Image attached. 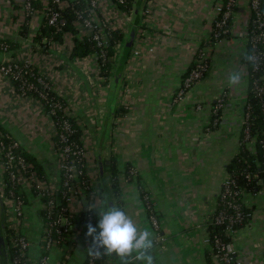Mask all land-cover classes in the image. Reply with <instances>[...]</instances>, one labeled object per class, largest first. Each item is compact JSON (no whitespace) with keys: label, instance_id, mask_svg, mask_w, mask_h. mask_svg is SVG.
Here are the masks:
<instances>
[{"label":"crops","instance_id":"0c3cea01","mask_svg":"<svg viewBox=\"0 0 264 264\" xmlns=\"http://www.w3.org/2000/svg\"><path fill=\"white\" fill-rule=\"evenodd\" d=\"M216 1L151 0L145 34L134 41L123 70L124 92L119 94L118 102L128 111L114 122L115 128L104 143L99 128L107 113V88H100L92 67L77 68L62 50L47 51L50 64L46 65V72L53 81V90L64 97L74 81L83 89L82 95L76 94L67 103L85 132L87 168L94 171L95 159L115 157L121 164L130 163L141 177L140 188L145 192L142 198L136 183L120 175V199L123 210L138 229L151 234L154 264H207L204 255L207 248L203 245L207 236L205 225L217 207L226 167L239 149L249 88L248 65L243 63L248 43L249 0H237L231 37L207 48L210 64L205 77L181 99L175 98L182 74L192 63L198 46L208 39ZM22 2L0 0V37L25 47L13 57L0 54V60L31 58L28 41L17 36L25 16ZM32 21L31 30L39 25L40 17ZM34 62L44 69L45 64ZM233 72L242 74L241 82L234 87L228 83ZM224 93L227 102L218 126L206 130L212 103ZM76 97L79 99L75 100ZM32 119L35 123H31ZM0 125L44 165L50 181L58 177L57 160L51 151L54 133L51 120L37 102L20 98L2 75ZM248 148L253 151V143ZM2 176L0 160V194ZM23 190L27 204L22 206L20 233L30 243L29 258L36 260L42 252L41 207L28 186H23ZM145 198L158 216L165 237L163 243L148 222ZM244 201L253 207L252 218L246 227L235 232L232 247L242 264H264V196H246ZM85 204L81 199L72 205L71 211L77 214ZM68 239V245L50 251L52 264L62 260L65 264L85 263L89 239L76 228ZM111 263L121 264L120 258L112 255Z\"/></svg>","mask_w":264,"mask_h":264},{"label":"built area","instance_id":"2783aa9c","mask_svg":"<svg viewBox=\"0 0 264 264\" xmlns=\"http://www.w3.org/2000/svg\"><path fill=\"white\" fill-rule=\"evenodd\" d=\"M34 0H23L22 10L26 16H32L33 18L39 17L41 14L47 19V24L56 29L57 32L61 31L65 25V19L62 12L66 9H71L75 17V29L77 30L76 36L79 38H85L92 41L98 51L88 55L82 59L70 58L71 47L73 45V35H66L65 41L62 44L53 43L47 47V50H43L41 45L28 41L29 53H36L41 55H49L47 51L54 50L57 53L62 50L64 56L70 60L71 64L75 67H92L95 78L100 82V88H108V82L112 78L111 75L107 77H97L99 72V65H97L99 58H103L106 55L105 47L110 41V32L114 28L126 29L130 22V16L126 13H122L118 10L119 5H123L125 0H109L106 3H102L101 0H40V8L33 7ZM83 1L86 2L85 7H75L74 2ZM77 4V3H76ZM146 10L144 12V29H140L137 34L138 39H142L145 30L147 17L150 15L151 0L146 2ZM237 6V0H227L223 4L222 0H217L213 8V21L214 28L216 30H210L208 38L213 32L214 38H218L222 34L231 32L232 27V15ZM218 16H221L219 20H216ZM122 20H121V19ZM216 20V21H215ZM231 20V26L228 27V21ZM251 27L247 32L249 37V43L252 47L251 61L253 63V71L260 74L258 80H264V17L261 14V0H249V17ZM127 23V24H126ZM35 34V28L30 31V35ZM75 36V35H74ZM224 39H218L217 43H220ZM216 43V44H217ZM25 49L22 46L17 54L23 52ZM114 51L120 49L119 44L113 46ZM1 54H7L6 49L3 48ZM42 57V56H40ZM207 51L195 61V66L191 70L190 74L181 83V86L175 96L177 100L184 96L186 90L191 88L195 83L200 82L205 74L208 72L209 65L206 63ZM47 64H50L47 63ZM44 69L41 65L31 60V58L17 60V59H2L0 60V75H2L13 88L14 92L19 95L20 98L27 101H34L41 107L42 113L51 120L54 131L57 129V138L60 145L59 150L52 148V154L57 160L58 174L62 175V185L67 188V195L63 197L62 204L60 199L53 196L55 190V184L59 181V177L50 181V188H45L41 184H34L33 177H24L26 173V163L23 158L16 154L15 150L21 145L12 140L9 144L0 142V160L3 167V172H7L9 176L10 186H28L29 189L34 188L37 191L36 199L39 201L40 209L44 210L43 218V230L41 249L42 252L36 260H31L28 256V250L30 243L24 235L20 233V221L22 218V202L19 198L9 200V218L8 221L13 224V232L10 235V243L8 253L7 251V264H26L29 261L31 264H52L50 262L49 253L54 249H59L63 246L65 240L73 234V230H84L88 224L93 223L94 213L97 209L88 206L86 209V215L84 222L72 225V219H74L75 212L71 211L72 205L75 202H80V191L72 185V181L77 179L82 174V168H86V151L84 149L83 139L84 137L73 138L75 135V129L70 121V117L73 115L70 112V105L67 103V99L70 101L76 94L82 95L83 89L79 88L77 82H73L69 88V93L66 96H61L53 90V81L48 77L46 72V65ZM37 68V71L34 70ZM72 74V73H71ZM74 74H72L73 76ZM81 89V92H80ZM252 90L260 97L264 93V87H260L257 81L253 83ZM124 89L121 91V94ZM51 93L55 94V97L51 96ZM80 93V94H79ZM61 97L66 104L62 103L58 98ZM76 97L75 100H78ZM227 102V93H224L219 99L214 102L213 109L211 108V114H215L217 111H221ZM72 105H74L72 103ZM264 107V106H263ZM126 108V106H125ZM200 109V108H199ZM250 115L249 112L243 114L241 127H243L244 141H250L254 144V138L250 135ZM209 130V126L205 127ZM210 131V130H209ZM249 143V144H250ZM264 146V141L261 142ZM239 142V146H240ZM52 147V146H51ZM87 173L92 171L87 168ZM252 175L248 173L247 179H250ZM256 179V184L260 186V190L257 192H246L243 188H238L229 176L226 175L223 180L218 195V204L222 206L217 215L213 218L215 225H223V234L230 238L231 243H224L218 237L214 236L212 239L206 236L203 240V245L209 250L210 264H242V262L236 257L234 249L232 247V240L235 232L243 227H246L252 218V205H249L244 201V198L252 197L256 198L258 195L264 196V183L259 178L258 174L252 176ZM28 178V180H27ZM34 184V186H33ZM6 187V185H5ZM3 189V187H2ZM96 193V191H95ZM2 202H6L8 199L0 194ZM47 197L46 202H42L41 198ZM146 201H148L145 198ZM241 202V203H240ZM148 203H150L148 201ZM146 211L149 210L148 222L151 228L156 232L157 238L160 243L165 242V237L161 233L159 219L153 214V206L146 205ZM152 207V209L150 208ZM86 208V207H85ZM243 209L251 210V212L243 211ZM155 213V212H154ZM211 220H208L210 222ZM91 242V237H87ZM152 251V249H151ZM112 256H106L102 260V255L99 258L89 256L87 264H112ZM135 259L130 258V262ZM57 264H65L64 261Z\"/></svg>","mask_w":264,"mask_h":264},{"label":"trees","instance_id":"16d2710c","mask_svg":"<svg viewBox=\"0 0 264 264\" xmlns=\"http://www.w3.org/2000/svg\"><path fill=\"white\" fill-rule=\"evenodd\" d=\"M227 0H222L223 4L226 3ZM146 2L147 0H125L123 5L118 6V10L122 13H126L130 16V22L126 29H120L118 27L114 28L110 32V41L108 42L107 46L105 47L106 55L103 58H99L97 65H99V72L97 77H107L109 75L112 78L108 82L107 88V113L103 119V122L99 128V137L102 139L101 143L106 142L109 140L111 135V130L115 128L114 122L123 118L128 109L124 106L120 105L118 102V97L120 92L123 89V70L126 64V61L130 55L131 47L137 38V34L139 33L140 29H144V12L146 10ZM77 3V4H76ZM76 7H85L84 5L86 2L83 1H76L73 3ZM34 8H40V0L33 1ZM261 14L264 17V0H261ZM63 18L65 19V25L61 31L57 32L56 29L52 26L47 24V19L44 15H40V22L39 25L35 28V34L32 36L30 35L31 25H32V16H24L21 24L18 26L17 36L19 39H23L26 41H31L33 43H38L41 45L43 50H47V47L50 44L57 43L62 44L65 41L66 35H73L72 40V47L70 58L75 59H82L87 57L88 55L98 51L95 47V44L85 38H79L76 36L77 30L75 29V17L72 13L71 9H66L62 12ZM221 16H218L216 20H219ZM215 20V21H216ZM231 26V20L228 21V27ZM251 23L248 22L247 32L250 30ZM211 29L216 30L214 28V23L211 24ZM75 35V36H74ZM231 35L229 33L222 34L217 39L214 38L213 32L210 37L203 41L199 46L195 53L194 59L192 63L188 66L187 70L181 76V83L184 79L190 74L191 70L195 66V61L199 58L204 51H207V48L213 47L218 39H229ZM247 52L246 54L251 57L252 55V47L249 43V37H247ZM115 44H119L120 49L118 51H114L113 46ZM22 47L20 42L12 41L10 39H3L0 37V54L4 49H6V53L13 57L19 49ZM128 47V53L126 56H123V50ZM245 57V55H244ZM243 57V63L248 65V75H249V88L247 92L246 103L243 108V114L245 112H249L250 115V135L251 138H254L253 144V151H250L248 148V144L250 141H244V133L243 127H241V133L239 137L240 146L238 149L237 154L231 159L226 167V175L229 176L232 180H234L236 186L238 188H243L246 192H257L260 190V186L256 184V179L252 176L254 174H258L259 178L264 183V146H262V141H264V93L262 96L258 97L254 91L252 90L253 83L255 81L258 82L260 87H264V80L259 81L258 78L260 74L255 73L253 71V63L251 59L246 60ZM125 60L124 66H122V70L118 73L119 70V62L121 59ZM206 63L210 64L209 57L205 60ZM34 70L37 71V68L34 67ZM206 75V74H205ZM205 77V76H204ZM199 83V82H198ZM197 83H195L191 88L185 91L186 94L189 90L195 87ZM52 97H55L54 93H51ZM58 98L62 103L66 104L65 101L60 97ZM214 102L212 103L211 108L213 109ZM221 111L215 112L210 117L209 122V130H215L217 128L218 123L220 121ZM70 121L75 129V135L73 138L84 137L85 132L83 131V126L77 122L76 116L70 117ZM12 140H14L0 125V142L2 141L4 144H9ZM51 146L55 150H59V143L57 138V129L51 138ZM16 154L21 156L26 163V173L22 176L29 177L32 176L34 184H41L45 188H50V179L47 177L45 172V167L42 165L37 159L32 156L23 146H20L15 150ZM96 165L94 167V171L92 173H87V162L86 168H82V174L78 176L77 179L72 181V185H74L78 192L80 191L79 201L83 199L85 201V207L79 211L78 215H74V219H72V225L80 224L84 222V218L86 215V209L88 206L95 207L97 210L94 213L93 219V226H96L99 221V212L106 210V207L109 205L114 204L115 206L121 208L123 210V204L120 199L121 193V183H120V175L123 174L126 181L128 182H135L136 186L140 189L141 198L144 196L145 192L140 188V181L141 177L139 176L138 172H136L135 168L131 166L130 163H123L121 164L118 159L115 157H111L109 159H95L94 162ZM250 173L252 176L250 179L246 178V175ZM59 181L55 184V190L53 196L57 199H60L62 204L65 202L63 201V197L67 195V188L64 187L61 183L63 181L62 175L58 174ZM28 180V178H27ZM33 184V186H34ZM6 185V187H5ZM2 195L6 197L8 200L4 202V209H5V220H4V240L6 246L8 245V253L10 252L9 243H10V235L13 232V224L8 221L9 218V200H14L15 198H19L23 205L27 204V200L25 198L24 190L22 185H16L14 187L10 186L9 183V176L7 172H3L2 176ZM31 193L34 197H36L37 191L32 188L30 189ZM96 191V193H95ZM82 197V198H81ZM47 197H42L41 201L44 203L46 202ZM241 203V202H240ZM144 205H151L148 201L145 200ZM152 209V207H150ZM222 209V206L217 204V207L214 213L211 215L209 220L210 222L206 223V233L211 239L216 236L224 243H231L229 237L223 234V225H215L214 224V217L217 215L219 210ZM154 210V209H153ZM243 211L251 212V210L243 209ZM44 210L40 209L39 214L44 218ZM148 216L150 214L149 210L147 211ZM153 214H155L153 212ZM155 217L158 216L155 214ZM87 231V227L83 230L84 234ZM69 244V239L65 240L64 245ZM204 255L207 264H210V256L209 250L204 249ZM89 254L84 264H87ZM107 255H102V260L106 258ZM25 264V263H24ZM26 264H31L27 261ZM130 264H141V262L134 260L130 262Z\"/></svg>","mask_w":264,"mask_h":264},{"label":"clouds","instance_id":"9594fccd","mask_svg":"<svg viewBox=\"0 0 264 264\" xmlns=\"http://www.w3.org/2000/svg\"><path fill=\"white\" fill-rule=\"evenodd\" d=\"M244 58L251 59L247 54ZM241 75L239 72L231 73L228 78L229 85L237 86L241 82ZM98 214L100 218L97 225L86 226L85 235L92 238L87 249L90 256L99 258L101 255H115L120 258L121 264H130V258L141 264H154L151 255L153 240L148 231L138 229L133 219L114 204Z\"/></svg>","mask_w":264,"mask_h":264},{"label":"water","instance_id":"95a60500","mask_svg":"<svg viewBox=\"0 0 264 264\" xmlns=\"http://www.w3.org/2000/svg\"><path fill=\"white\" fill-rule=\"evenodd\" d=\"M128 53V47L123 50V56H126ZM125 60L122 58L119 62V70L118 73L122 70V66H124ZM4 220H5V209L0 196V264H7V251L6 244L4 240Z\"/></svg>","mask_w":264,"mask_h":264},{"label":"rangeland","instance_id":"374dc122","mask_svg":"<svg viewBox=\"0 0 264 264\" xmlns=\"http://www.w3.org/2000/svg\"><path fill=\"white\" fill-rule=\"evenodd\" d=\"M40 56H42V57H40ZM30 57H31V60L41 62L42 64H47L50 62L49 55H46V54L41 55V54H36V53L32 52V53H30ZM31 123H35V121L32 119ZM31 127H32V125H31Z\"/></svg>","mask_w":264,"mask_h":264}]
</instances>
